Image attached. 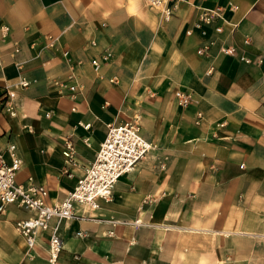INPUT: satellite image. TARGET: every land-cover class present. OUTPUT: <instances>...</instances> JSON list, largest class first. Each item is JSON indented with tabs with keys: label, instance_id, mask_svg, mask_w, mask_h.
Segmentation results:
<instances>
[{
	"label": "crops",
	"instance_id": "0c3cea01",
	"mask_svg": "<svg viewBox=\"0 0 264 264\" xmlns=\"http://www.w3.org/2000/svg\"><path fill=\"white\" fill-rule=\"evenodd\" d=\"M215 7L224 20L196 27ZM0 39V150L11 165L14 146L18 183L63 201L113 123L138 118L156 146L92 219L51 222L55 264H264V0H182L170 21L144 0H0ZM31 216L0 211V264H52L51 230L29 249L15 228Z\"/></svg>",
	"mask_w": 264,
	"mask_h": 264
},
{
	"label": "built area",
	"instance_id": "2783aa9c",
	"mask_svg": "<svg viewBox=\"0 0 264 264\" xmlns=\"http://www.w3.org/2000/svg\"><path fill=\"white\" fill-rule=\"evenodd\" d=\"M180 1L182 0H144L145 5L158 11L164 21H170ZM218 20H224L221 7L205 8L201 10L196 27L202 29L204 25L212 26ZM214 30L215 33L220 34L223 28L216 26ZM6 31L8 28L4 32ZM190 33L191 31L188 32V34ZM203 33L205 34V31ZM4 37L5 34L2 39ZM245 44H251V40L246 39ZM207 49L208 47L199 49L198 54H206ZM221 51L229 56H234L236 52L233 47H224ZM109 56L108 54L105 59ZM2 63L3 60L0 57V67ZM92 64L95 70H99L100 64L97 60H94ZM28 84L25 79L20 82L21 86ZM177 97L183 106L190 103L191 95L188 93L178 92ZM12 114L14 115V112ZM202 116V113H199L198 120L202 119ZM85 127L89 128L90 125L87 124ZM108 127L107 138L102 144L96 160L86 168L74 190L69 192L63 201L55 204L47 201V188L35 185L32 178H29L27 186L17 182L16 176L21 169L22 161L12 152L14 146L10 148L11 165L6 164L0 150V211L3 212L8 204H15L32 214L28 219L18 220L15 223L16 230L25 238L29 249L36 245L38 236L42 232L51 230L49 261L52 264L58 261L64 243L57 232V227L51 229V222L53 220L61 222L63 220L92 219L89 213L99 209L100 201L112 200L119 179L125 174L133 172L138 164L156 148L155 145L142 137L138 118L120 124L113 123ZM75 153L72 143L67 142L64 157L68 163H75ZM165 167V165L161 166L162 169ZM76 206L82 208V214L76 211ZM113 223L115 224V222ZM110 234L113 235V232ZM78 235L81 236L82 233L80 232Z\"/></svg>",
	"mask_w": 264,
	"mask_h": 264
}]
</instances>
